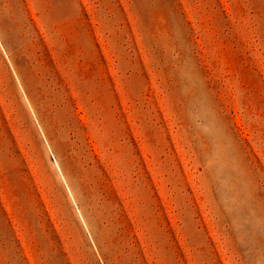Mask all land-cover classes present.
<instances>
[{
    "label": "rangeland",
    "instance_id": "374dc122",
    "mask_svg": "<svg viewBox=\"0 0 264 264\" xmlns=\"http://www.w3.org/2000/svg\"><path fill=\"white\" fill-rule=\"evenodd\" d=\"M0 264H264V0H0Z\"/></svg>",
    "mask_w": 264,
    "mask_h": 264
}]
</instances>
